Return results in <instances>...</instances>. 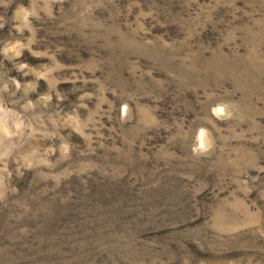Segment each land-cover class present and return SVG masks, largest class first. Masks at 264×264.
<instances>
[{"label":"rangeland","instance_id":"rangeland-1","mask_svg":"<svg viewBox=\"0 0 264 264\" xmlns=\"http://www.w3.org/2000/svg\"><path fill=\"white\" fill-rule=\"evenodd\" d=\"M0 264H264V0H0Z\"/></svg>","mask_w":264,"mask_h":264}]
</instances>
